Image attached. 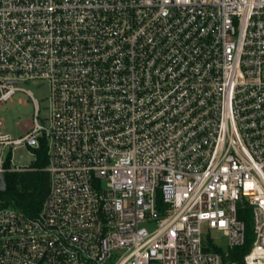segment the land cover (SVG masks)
I'll use <instances>...</instances> for the list:
<instances>
[{
	"label": "built area",
	"instance_id": "1",
	"mask_svg": "<svg viewBox=\"0 0 264 264\" xmlns=\"http://www.w3.org/2000/svg\"><path fill=\"white\" fill-rule=\"evenodd\" d=\"M18 91L36 117L0 116V264H264V0H0V105ZM42 138L29 215L1 194Z\"/></svg>",
	"mask_w": 264,
	"mask_h": 264
},
{
	"label": "trees",
	"instance_id": "2",
	"mask_svg": "<svg viewBox=\"0 0 264 264\" xmlns=\"http://www.w3.org/2000/svg\"><path fill=\"white\" fill-rule=\"evenodd\" d=\"M35 159L30 169L15 170L7 173L8 188L1 194L3 203L13 206L29 215H37L50 189L48 165V145L41 139L40 146L33 148ZM239 217L246 223V240L242 246L229 248L226 259L242 261L244 254L250 249L253 241V214L250 205L239 208ZM221 250L219 247H215Z\"/></svg>",
	"mask_w": 264,
	"mask_h": 264
},
{
	"label": "rangeland",
	"instance_id": "3",
	"mask_svg": "<svg viewBox=\"0 0 264 264\" xmlns=\"http://www.w3.org/2000/svg\"><path fill=\"white\" fill-rule=\"evenodd\" d=\"M21 85L30 89L39 101L40 113L39 121L44 122L49 116L48 90L44 81L28 80ZM35 108L33 98L25 91H18L12 101H7L0 105V116L5 119L6 128L16 137L25 136L35 126ZM35 154L30 146L19 148L14 155V163L20 166H31L34 162ZM212 236L221 247L226 248L228 243L220 232H213Z\"/></svg>",
	"mask_w": 264,
	"mask_h": 264
}]
</instances>
